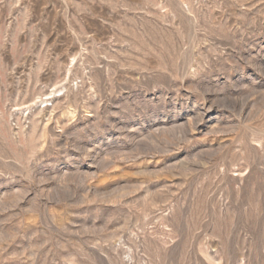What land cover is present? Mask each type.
Segmentation results:
<instances>
[{
  "label": "rangeland",
  "instance_id": "rangeland-1",
  "mask_svg": "<svg viewBox=\"0 0 264 264\" xmlns=\"http://www.w3.org/2000/svg\"><path fill=\"white\" fill-rule=\"evenodd\" d=\"M0 264H264V0H0Z\"/></svg>",
  "mask_w": 264,
  "mask_h": 264
}]
</instances>
